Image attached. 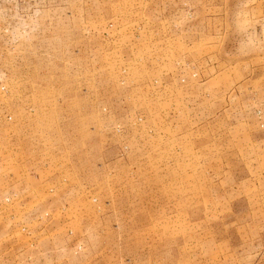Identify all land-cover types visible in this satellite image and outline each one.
Segmentation results:
<instances>
[{"label":"rangeland","instance_id":"rangeland-1","mask_svg":"<svg viewBox=\"0 0 264 264\" xmlns=\"http://www.w3.org/2000/svg\"><path fill=\"white\" fill-rule=\"evenodd\" d=\"M0 264H264V0H0Z\"/></svg>","mask_w":264,"mask_h":264}]
</instances>
